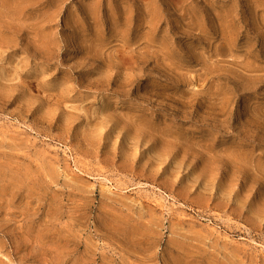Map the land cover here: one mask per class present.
I'll return each instance as SVG.
<instances>
[{
    "label": "rangeland",
    "instance_id": "1",
    "mask_svg": "<svg viewBox=\"0 0 264 264\" xmlns=\"http://www.w3.org/2000/svg\"><path fill=\"white\" fill-rule=\"evenodd\" d=\"M0 264H264V0H0Z\"/></svg>",
    "mask_w": 264,
    "mask_h": 264
}]
</instances>
